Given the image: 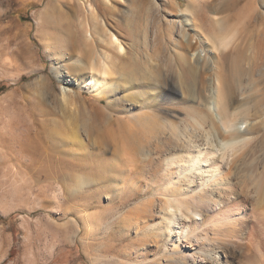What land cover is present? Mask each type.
I'll use <instances>...</instances> for the list:
<instances>
[{
	"label": "rangeland",
	"instance_id": "rangeland-1",
	"mask_svg": "<svg viewBox=\"0 0 264 264\" xmlns=\"http://www.w3.org/2000/svg\"><path fill=\"white\" fill-rule=\"evenodd\" d=\"M62 1V8L66 10L69 0ZM91 1L107 21L109 30L123 42L126 53L122 58L119 59L104 41L85 46L74 20L68 24L67 21L56 23L57 0H0V264L180 262L179 254L184 246L172 252L168 238L178 230L180 221L187 220L182 212H176L174 220L147 226L149 219L138 217L132 206L151 194H140L120 204L122 184L116 181L90 184L72 192L79 183L75 176L83 173L72 167L84 163L88 166L85 171L88 173L84 174L90 178L92 175V178L113 177L118 168L113 164L115 143L120 142L122 146L133 141L129 128L135 122L131 120L133 115L142 120L140 128L153 115L157 119L171 116L185 119L192 114L187 106L193 103L198 106V103L188 94L193 74L185 60L190 59V51L196 43L204 52H201L204 58H212L218 17L225 18L220 23L224 29L222 34L235 30L229 45L219 47L216 53L219 67L229 73L239 68L244 70L240 87L257 94L252 85L257 84L260 77L253 76L251 81L247 76L257 72L264 63V0H109L105 7L101 0ZM187 3H190L193 20L192 26L185 25L192 39L190 44L182 40L175 24L181 19L180 8H185ZM224 3H228V7L218 17L213 15V10ZM41 13L43 22L38 18ZM56 24L61 26L56 27ZM94 49L111 52L115 70L110 73V80H119L120 72L150 76L152 71H159L157 86L161 88V96L156 106L150 110L143 107L140 111L138 106L124 99L122 86L105 96L93 94L85 85L88 79L85 63L95 54ZM204 77L201 72L200 78L204 80ZM261 78L262 81L264 76ZM137 89L146 90L148 85L138 84ZM247 92L245 95H251L250 98L255 95ZM250 98L245 106L249 105ZM236 103L234 101L233 105ZM250 104L252 109L261 108L252 105L253 101ZM167 110L171 111L170 115ZM145 112L152 114V118ZM77 136L84 140L86 149L78 144ZM47 149L56 156L52 158L60 159L58 166L67 173L69 185L48 183L46 178L37 181L33 177L55 167L42 159ZM259 149L256 161L251 163L257 164H249L251 173L245 177L251 188L255 176L264 169V149ZM154 164L155 171L148 183L152 188H160L163 178L165 180L166 164L164 161ZM221 164H226V158ZM87 217L92 222L91 227L86 223ZM250 224L253 227L249 231L254 232L251 248L254 264H258L264 258V234L254 221L250 220ZM171 227L174 228L169 232ZM146 233H150L148 242ZM245 245L238 248L245 251L248 248Z\"/></svg>",
	"mask_w": 264,
	"mask_h": 264
},
{
	"label": "bare ground",
	"instance_id": "bare-ground-1",
	"mask_svg": "<svg viewBox=\"0 0 264 264\" xmlns=\"http://www.w3.org/2000/svg\"><path fill=\"white\" fill-rule=\"evenodd\" d=\"M70 2L71 0H69L67 9L64 10L62 8L63 1L57 0L56 16L58 20L55 22L67 21L68 24L74 20L85 46H93L96 41H104L109 47H112L111 49L115 50L119 59L122 58L126 53L123 42L114 32L109 30L107 21L100 16L98 8L92 1L74 0L72 3ZM101 2L105 7L109 0H101ZM221 6L219 9L213 10V15L218 17V14L228 7V3ZM179 14L181 19L175 23L179 36L190 44L192 39H189L185 28V25H193L190 3H187L185 8H180ZM42 17L43 13L38 16L43 22ZM224 19L218 17L215 20L218 31L216 30L215 41L211 46L212 58H204L202 56L204 52L196 43L190 51V59L185 60L193 74V83H190L188 94L198 103V106L193 105L195 103L187 106V108L190 107L189 110L192 114L185 119H177L178 116L176 119L172 116L171 118L158 117L159 119H157L153 115L154 120L150 117L152 114L149 115L145 112L149 115L148 118L152 119L149 118L150 120L146 121L145 125L140 126V128L139 123L142 120H137L139 117L136 118L133 115L132 117L135 118L131 117V120L135 122L132 123V128L129 127L132 130L133 141L122 146L120 142L119 144L118 142L115 143L113 155L116 159L113 164L119 169H115L116 173L113 177H110L112 175H105V177L102 175V178H92V175L90 178L89 175L88 177L84 174L88 173L85 172L88 166L84 163L79 164L78 167L76 164L72 167L75 170L79 168L83 171L82 174L78 173L79 175L75 176L78 179H76L77 183L79 182L78 186L74 189L69 187L72 192L90 184L100 185L104 181H116L122 184L121 190L123 191L119 194L120 204H125L140 194L149 196L151 194V198L139 200L132 206V210H135L138 217L149 219L150 222L147 226L155 222L161 224L166 219L172 220L176 216V212H182L187 220L180 221L178 230L168 238L172 252L184 246L180 250V257L178 256L180 262L177 261L176 264H254L255 255L251 249L254 242L252 237L254 232L253 230L249 231V228L253 227L250 220L254 221L259 230L261 229V233L264 234V169L258 174L256 173L254 182L252 180L253 188L245 182L246 175L251 173V170L248 169L249 164L253 160L256 161L258 149H264V79L261 81L263 78L261 76H264V63L263 65L260 64L257 72L245 74L248 75L247 80L251 79L252 81L253 76H256V78H261L255 79L256 81L263 82V85L258 82L252 85L257 94L253 92L254 90L252 92L248 90V92L255 94L250 98L251 95L240 87L243 84L242 75L245 71L242 72V69L239 68L234 73L224 72L217 63L216 53L219 47L226 48L235 32V30H231V32L225 33V31V34H222L224 29L220 23L222 24ZM56 25V27L61 26L60 24ZM198 37L200 39V36ZM197 42L200 41L197 40ZM250 45L252 44L250 43ZM93 53L95 54L85 63L88 74L85 85L93 94L105 96L107 93L114 92L117 86H122L124 99L134 103L140 108V111L143 107L150 110L156 106L161 96L159 93L161 88L157 86L159 71L154 73L152 71L150 76L120 72L119 80L113 81L109 79L110 73L115 70L111 52L104 49L103 52H100V50L94 49ZM201 72L205 74L204 80L200 78ZM141 83H147L148 89L138 90L137 85ZM163 83L162 85L165 86ZM244 91L247 92V96L251 100L250 103L253 101L252 105L261 108L252 109L250 103L249 107L245 106L249 98ZM178 92L183 94L179 90ZM234 101L238 102L237 105H233ZM147 112L149 113V111ZM170 112L168 111L169 115ZM145 113L144 115H146ZM124 123L121 126L124 127ZM127 126L126 129L124 128L126 131L128 130ZM256 134L257 136H255ZM124 136L121 137L123 140ZM79 137L77 141L80 143L78 144L84 146V140ZM81 145L80 148L85 147H81ZM261 153L259 152V154ZM43 154L46 157L42 159L47 160L48 165L55 167L48 169L46 174H35L33 176L35 180L39 181L46 178L48 183L67 184V173L58 166L60 159L52 158L56 156H53L48 149ZM224 158H226V164L222 165L221 162ZM158 161H164L166 164V171L163 174L165 180L163 178L164 182L160 188H152L148 181L153 177L154 163ZM255 163L251 165L255 166L257 164ZM95 165L100 166L99 163H95ZM92 169H95V166ZM255 169L258 171L257 167ZM198 172L200 173L198 174ZM16 173L18 172L16 171ZM16 173L13 174L14 177ZM86 221L88 227H91L92 222L90 219L88 220V217ZM88 227L86 226V228ZM173 228H169L168 231H172ZM145 236L146 241L149 240L150 237L147 236H150V233H146ZM245 244L248 245L247 250L241 251L238 246ZM258 264H264V258Z\"/></svg>",
	"mask_w": 264,
	"mask_h": 264
}]
</instances>
